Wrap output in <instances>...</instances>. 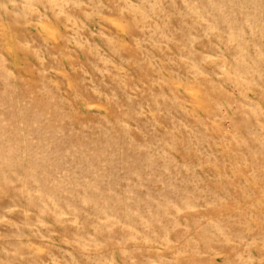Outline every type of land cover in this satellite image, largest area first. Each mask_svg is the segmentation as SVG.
Returning <instances> with one entry per match:
<instances>
[{"label": "rangeland", "instance_id": "374dc122", "mask_svg": "<svg viewBox=\"0 0 264 264\" xmlns=\"http://www.w3.org/2000/svg\"><path fill=\"white\" fill-rule=\"evenodd\" d=\"M0 264H264V0H0Z\"/></svg>", "mask_w": 264, "mask_h": 264}]
</instances>
